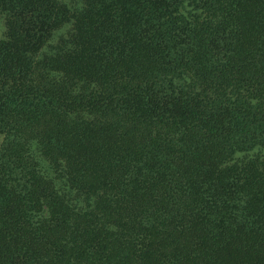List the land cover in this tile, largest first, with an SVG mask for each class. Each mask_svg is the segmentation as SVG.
Listing matches in <instances>:
<instances>
[{
  "label": "trees",
  "instance_id": "obj_1",
  "mask_svg": "<svg viewBox=\"0 0 264 264\" xmlns=\"http://www.w3.org/2000/svg\"><path fill=\"white\" fill-rule=\"evenodd\" d=\"M0 20V264H264V0Z\"/></svg>",
  "mask_w": 264,
  "mask_h": 264
},
{
  "label": "rangeland",
  "instance_id": "obj_2",
  "mask_svg": "<svg viewBox=\"0 0 264 264\" xmlns=\"http://www.w3.org/2000/svg\"><path fill=\"white\" fill-rule=\"evenodd\" d=\"M3 24H2V21L0 20V37L2 36V32H3ZM1 143H2V136L0 134V146H1Z\"/></svg>",
  "mask_w": 264,
  "mask_h": 264
}]
</instances>
